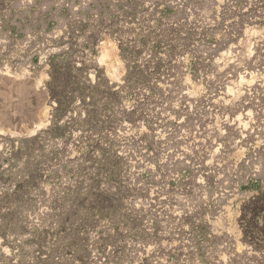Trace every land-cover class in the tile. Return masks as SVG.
<instances>
[{
    "label": "rangeland",
    "instance_id": "374dc122",
    "mask_svg": "<svg viewBox=\"0 0 264 264\" xmlns=\"http://www.w3.org/2000/svg\"><path fill=\"white\" fill-rule=\"evenodd\" d=\"M120 1L0 0V264H264V0Z\"/></svg>",
    "mask_w": 264,
    "mask_h": 264
},
{
    "label": "bare ground",
    "instance_id": "6f19581e",
    "mask_svg": "<svg viewBox=\"0 0 264 264\" xmlns=\"http://www.w3.org/2000/svg\"><path fill=\"white\" fill-rule=\"evenodd\" d=\"M113 1V0H112ZM121 1H123V0H121ZM120 1V2H121ZM125 1V0H124ZM150 1H152V0H150ZM180 1V0H179ZM115 2V1H114ZM142 2V1H141ZM160 2V1H159ZM165 2V1H164ZM172 2H174L173 0H172ZM172 2L170 3L169 2V4H172ZM123 2H121V4H122ZM128 3V2H127ZM139 3V2H138ZM138 3H137V5H138ZM143 3V2H142ZM145 3V2H144ZM147 3V2H146ZM158 3V2H157ZM156 3V4H157ZM112 4V3H111ZM149 4V3H148ZM166 4H167V2H166ZM174 5H175V2L173 3ZM114 4H112V6H113ZM119 5V4H118ZM125 5V4H124ZM115 6V5H114ZM123 6V5H122ZM128 5H126V7H127ZM150 6H152V2H151V5ZM154 6V5H153ZM169 6V5H168ZM171 6V5H170ZM169 6V7H170ZM137 7V6H136ZM142 7H143V5H142ZM146 7V6H145ZM179 7H180V5H179ZM188 7V6H187ZM155 8V7H154ZM105 9V8H104ZM114 9V8H113ZM126 9V8H125ZM132 9V8H131ZM147 9H149V8H147ZM146 9V10H147ZM151 9V8H150ZM160 9V8H159ZM165 9V8H164ZM182 10H183V8H181ZM181 9H178V10H181ZM188 9V8H187ZM187 9H185V10H187ZM137 10V9H136ZM138 10H139V8H138ZM169 10V9H168ZM184 10V11H185ZM100 11H101V9H100ZM110 11V10H109ZM119 11V10H118ZM134 11H135V8H134ZM154 11H155V9H154ZM154 11H152V13L154 12ZM171 11V10H170ZM169 11V12H170ZM173 11V10H172ZM104 12H105V10H104ZM116 12L117 11H114V13L116 14ZM139 12V11H138ZM149 12V11H148ZM147 12V13H148ZM179 12V11H178ZM119 13V12H118ZM128 13V12H127ZM164 13V12H163ZM166 13V12H165ZM183 13V12H182ZM186 13H189V12H186ZM185 13V14H186ZM144 14V13H143ZM184 14V13H183ZM190 14V13H189ZM121 15H123V14H121ZM135 15V14H134ZM137 15V14H136ZM145 15V14H144ZM147 15V14H146ZM152 15V14H151ZM162 15V14H161ZM168 15V14H167ZM178 15V14H177ZM192 15V14H191ZM143 16V15H142ZM183 16H185V15H183ZM186 16H188V15H186ZM98 17V16H97ZM116 17H117V15H116ZM152 17V16H151ZM153 17H157V16H154L153 15ZM179 17L181 18V16L179 15ZM105 18H106V16H105ZM109 18V17H108ZM122 18V17H121ZM120 18V19H121ZM175 18V17H174ZM178 18V17H177ZM180 18H178V19H180ZM189 18H191V17H189ZM125 19V18H124ZM123 19V20H124ZM135 19V18H134ZM141 19H144V18H141ZM148 19V18H147ZM159 19V18H158ZM169 19V18H168ZM183 19V18H182ZM184 19H185V17H184ZM193 19V18H192ZM109 20H110V18H109ZM114 20H115V18H114ZM146 20V19H145ZM149 20H150V18H149ZM153 20V19H152ZM170 20V19H169ZM181 20V19H180ZM120 21V20H119ZM137 21V20H136ZM139 21H141V20H139ZM160 21V20H159ZM168 21V20H167ZM178 21V20H177ZM182 21V20H181ZM187 21V20H186ZM189 22L191 21V19L190 20H188ZM123 23H124V21H122ZM146 22H148V21H146ZM153 22V21H152ZM183 22V21H182ZM192 22V21H191ZM111 23H112V21H111ZM115 23V22H114ZM120 23V22H119ZM118 23V24H119ZM156 23V22H155ZM154 23V24H155ZM160 23V22H159ZM178 23V22H177ZM105 24V23H104ZM110 24V23H109ZM125 24L126 23H124V27H125V29H126V26H125ZM128 24V23H127ZM139 24V23H138ZM168 23H166L165 25H167ZM173 24V23H172ZM180 24V23H179ZM190 24V23H189ZM113 25V24H112ZM115 25V24H114ZM163 25V24H162ZM168 25H170V24H168ZM201 25V24H200ZM110 26V25H109ZM119 26V25H118ZM117 26V27H118ZM129 26V27H128ZM128 26H127V31L124 29H119L120 31H122L123 30V32H120V33H118V34H116L114 37H113V40L115 41V44L117 43V45L119 46V47H124V49H128L129 51H134L135 53H136V55H134L135 56V62H138V64L139 65H142L144 62H147L148 61V59H149V56L146 54V52L145 53H143L142 52V50L145 48V47H148V46H151L152 44L150 43V42H145L146 40H147V38H150V33L148 32V31H146V29H145V26L142 24V26H141V28H135V26L136 25H134V24H132V25H129L128 24ZM173 26H175V25H173ZM188 26H190V25H188ZM210 26H213V25H210ZM210 26H209V28H210ZM122 27V26H121ZM120 27V28H121ZM148 27H149V25H148ZM147 27V28H148ZM152 27V26H151ZM151 27H150V29H151ZM191 27V26H190ZM203 27H205V26H203ZM161 28V27H160ZM163 28V27H162ZM172 28V27H171ZM192 28V27H191ZM212 28V27H211ZM223 28V27H222ZM149 29V30H150ZM177 28H176V26H175V30H176ZM200 29V28H199ZM198 29V30H199ZM203 29V28H202ZM201 29V30H202ZM99 31H100V29H98ZM107 30V29H106ZM114 30V29H113ZM158 30V29H157ZM160 30V29H159ZM173 30V29H172ZM198 30H195V31H198ZM200 30V32H199V34L198 35H201L202 33V31ZM205 30H206V28H205ZM103 31V30H102ZM101 31V32H102ZM227 31H229L228 29H227ZM106 32V31H105ZM104 32V33H105ZM110 32V31H109ZM124 32H135V33H139L140 34V37H135V35L134 34H130L129 33V35H127V34H125ZM103 33V34H104ZM108 33V32H107ZM124 33V34H123ZM161 34H165L166 32H165V30H163L162 29V32H160ZM175 33V32H174ZM225 33V32H224ZM229 33V32H228ZM101 34V33H100ZM155 34V33H154ZM114 35V34H113ZM167 35V34H166ZM165 35V36H166ZM223 35V34H222ZM105 36H106V33H105ZM154 36H156V35H154ZM164 36V37H165ZM170 36V35H169ZM176 36V35H175ZM211 36V35H210ZM98 37H101V36H99V34H98ZM107 37V36H106ZM109 37V39H110V37L111 36H108ZM107 37V38H108ZM181 37V36H180ZM224 37H226V35L224 36ZM105 38V37H104ZM175 38V37H174ZM100 39V38H99ZM165 39V38H164ZM170 39V38H169ZM176 39V38H175ZM179 39V38H178ZM198 39H199V37H198ZM112 40V41H113ZM161 40H163L162 38H161ZM203 40L204 39H202V40H198V42H193L192 44H194V45H198V43L199 42H203ZM169 41V40H168ZM174 41V40H173ZM197 41V40H196ZM102 41H100V43H101ZM103 42H104V40H103ZM156 42V41H155ZM160 42V41H159ZM171 42V40L169 41V42H167L168 44ZM205 42V41H204ZM114 43V42H113ZM158 43V42H157ZM161 43V42H160ZM162 43H164V42H162ZM179 43V42H178ZM177 43V44H178ZM218 43V42H217ZM98 44V43H97ZM104 44V43H103ZM102 45V44H101ZM172 45V44H171ZM100 46V45H99ZM164 47H165V45H164ZM116 48V47H115ZM173 48V47H172ZM118 49V48H117ZM120 49V48H119ZM150 50V49H149ZM144 51H146V50H144ZM87 54V53H86ZM92 54V53H91ZM167 54V53H166ZM156 55V54H155ZM162 56V55H161ZM161 56H159V57H161ZM85 57V56H84ZM86 57H87V55H86ZM91 57H93V56H91L90 55V58ZM163 57V56H162ZM167 57H169L168 55H167ZM156 58V57H155ZM158 58V57H157ZM92 59V58H91ZM95 61H97L96 60V58H93ZM162 59H165V58H162ZM169 59V58H168ZM100 60V59H99ZM155 62L157 61V60H154ZM164 61V60H163ZM99 62V61H98ZM151 62V61H150ZM169 62V61H168ZM151 63H154V62H151ZM150 63V64H151ZM96 64V63H95ZM137 64V65H138ZM156 64H158V63H156ZM150 66V65H149ZM155 67V66H154ZM161 67V66H160ZM135 68H136V65H135ZM137 69V68H136ZM143 69V68H142ZM94 71V70H93ZM143 71V70H142ZM145 71V70H144ZM94 74V73H93ZM141 74V73H140ZM206 76V75H205ZM227 76V75H226ZM169 78H170V76H169ZM187 78V77H186ZM210 79V78H209ZM127 80V79H126ZM169 80H171V79H169ZM226 80V79H225ZM175 81V80H174ZM192 81V80H191ZM204 81V80H203ZM210 81H211V79H210ZM163 82V81H162ZM171 82H173V81H171ZM209 82V81H208ZM212 83H213V80H212ZM222 83H223V80H222ZM125 84V83H124ZM163 84H165V83H163ZM167 84V83H166ZM176 83H174V85H175ZM186 84H188V83H186ZM211 84V83H210ZM123 85V84H122ZM168 85V84H167ZM180 85H181V83H180ZM183 85V84H182ZM185 85V84H184ZM190 85V84H189ZM218 85V84H217ZM129 86V85H128ZM166 86V85H165ZM186 86V88H184V90L186 91V92H192V93H197L198 94V92L199 91H202V93H204V95L205 94H211V95H214V96H216V95H221L222 94V90L224 91V93L223 94H225V92L227 93H230L227 89H225V88H221V87H211V86H209V87H207V86H201V88L200 89H197L195 86H188L187 87V85H185ZM125 87H126V85H125ZM184 87V86H183ZM183 87H181V88H183ZM121 88H122V86H121ZM120 88V86L117 88V89H115V90H118V89H121ZM155 88V87H154ZM163 88V87H162ZM169 88V87H168ZM179 88V90H180V87H178ZM123 89H124V86H123ZM127 89V88H126ZM139 90V89H138ZM162 90V89H161ZM136 91V90H135ZM166 91V90H165ZM165 91H164V88H163V92H164V94H165ZM184 91V92H185ZM236 91H238V90H236ZM170 92V91H169ZM143 93V92H142ZM167 93V92H166ZM176 93V92H175ZM178 93H179V91H178ZM234 93H236V92H234ZM162 94V93H161ZM174 94V93H173ZM180 94V93H179ZM181 94H182V92H181ZM207 95V96H208ZM182 96V95H181ZM206 96V97H207ZM180 97V96H179ZM189 97H191V96H189ZM195 97V96H194ZM209 97V96H208ZM213 97V96H212ZM196 98V97H195ZM201 98V97H200ZM173 99V98H172ZM181 99V98H180ZM179 99V100H180ZM192 99H193V97H192ZM198 99V98H197ZM204 99V98H203ZM182 100V99H181ZM185 100V99H184ZM201 100V99H200ZM205 100V99H204ZM189 101V100H188ZM209 101V100H208ZM207 101V102H208ZM181 102V101H180ZM190 102H192V100H190ZM195 102H197V101H195ZM207 102H206V104H207ZM189 103V102H188ZM188 103H187V105H188ZM197 103H199V102H197ZM202 103V101L200 102V104ZM209 103H211V102H209ZM209 103H208V105H209ZM212 103H214V102H212ZM175 104V103H174ZM196 104V103H195ZM195 104L193 103V104H191V107H193L192 105H194L195 106ZM204 104V103H203ZM215 104V103H214ZM219 105V104H218ZM196 106H198V104H196ZM195 106V107H196ZM201 106H202V104H201ZM175 107V106H174ZM173 107V108H174ZM208 107V106H207ZM209 107H210V105H209ZM208 107V108H209ZM220 107V106H219ZM197 108V107H196ZM200 108H202V107H200ZM207 108V109H208ZM188 109V108H187ZM193 109H195V108H193ZM198 109V108H197ZM196 109V112H198L199 110H197ZM183 110V109H182ZM211 110H212V108H211ZM217 110V109H216ZM180 111V110H179ZM200 111H202V110H200ZM204 111H206L205 109H204ZM209 112H210V110H209ZM212 112V111H211ZM216 112V111H215ZM180 113H181V111H180ZM191 113V112H190ZM202 113V112H201ZM182 114V113H181ZM186 114V113H185ZM203 114V116H204V112L202 113ZM208 114V113H207ZM214 114H216V113H214ZM206 115V114H205ZM213 115V114H212ZM200 116H202V115H200ZM215 116V115H214ZM217 116V115H216ZM181 117V116H180ZM206 117H208V116H206ZM213 117V116H212ZM218 117V116H217ZM202 118V117H201ZM200 118V119H201ZM219 118V117H218ZM205 119V118H204ZM204 119H202V120H204ZM202 120H201V123H202ZM210 120H211V118H210ZM216 120H218V119H216ZM197 121V120H196ZM199 121V120H198ZM197 121V122H198ZM196 122V123H197ZM200 123V122H199Z\"/></svg>",
    "mask_w": 264,
    "mask_h": 264
}]
</instances>
